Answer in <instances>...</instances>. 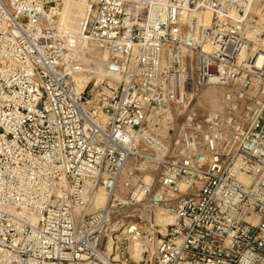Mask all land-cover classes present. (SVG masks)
<instances>
[{
    "label": "built area",
    "instance_id": "1",
    "mask_svg": "<svg viewBox=\"0 0 264 264\" xmlns=\"http://www.w3.org/2000/svg\"><path fill=\"white\" fill-rule=\"evenodd\" d=\"M257 3L0 0V264H264ZM212 87L224 107L204 112ZM126 171L129 203L170 225L117 218Z\"/></svg>",
    "mask_w": 264,
    "mask_h": 264
},
{
    "label": "bare ground",
    "instance_id": "2",
    "mask_svg": "<svg viewBox=\"0 0 264 264\" xmlns=\"http://www.w3.org/2000/svg\"><path fill=\"white\" fill-rule=\"evenodd\" d=\"M257 1H258V3L253 9V11H254L253 13L259 17V16H262V14L264 12V0H257ZM77 2H79V1H77ZM74 3H76V2H71V3L66 5L65 10H64V14H63V21L66 24H71V26L75 30H82V29H84V27L88 23V18H87L88 8L84 2H80V3H77L76 5H73L72 7H69L70 5H72ZM204 16H205L204 17L205 21L207 22V24H209L210 19H211L210 14L206 13ZM78 78L79 77H77V79H76V83H77L78 89L81 91L86 86V84H82V85L80 84L78 86V82H79ZM222 96H223V90L220 88H214V87L207 90V92H205V95H204V97H206L207 99L208 98L211 99L209 102V105H207V106L210 107L212 109V111H218V110L223 109L224 104L222 101ZM204 101H206V100H204ZM211 109H210V112H212ZM144 180H145V182L149 183L152 180V176L149 174H144ZM181 190L184 191V187H181ZM116 197L121 198V196L119 194H116ZM108 202H109V195L107 197V194L105 192L100 191L96 196V205H95L97 208L96 210L105 208L108 205ZM149 217L150 216H148V218ZM156 218H155V221H158V223H162V226H168L173 222V218H171L169 216V213L167 212L166 209H164V212L158 213L156 215ZM159 225H161V224H159ZM138 245H139L138 242H133L132 248L134 249Z\"/></svg>",
    "mask_w": 264,
    "mask_h": 264
},
{
    "label": "rangeland",
    "instance_id": "3",
    "mask_svg": "<svg viewBox=\"0 0 264 264\" xmlns=\"http://www.w3.org/2000/svg\"><path fill=\"white\" fill-rule=\"evenodd\" d=\"M77 3H80V1L70 5L69 7H72L73 5H76ZM78 79H79L78 86L80 84L81 85L86 84V82L89 80L88 77L85 78L83 76H79ZM209 89L210 88L202 89L199 93L200 96L204 97L205 92H207V90H209ZM210 100L211 99H209V98L206 101L201 99L200 101L197 102V105L204 112L210 111L211 108L207 106V105H209ZM211 111H212V109H211ZM141 170H142L141 172L144 173L145 171L153 170V168L151 167V165L145 164ZM146 174H149V173H146ZM149 175H151V174H149ZM151 176L154 177V174L152 173ZM142 179H143V177H142ZM123 180L126 181L128 184H130V186L126 187V188H121L118 192V194L121 196V198H117V201L115 202V204L121 203V206L117 208V210H118L117 218L118 219L122 220L125 224L131 223V222H136V221L140 222L141 220L143 222H148L150 219L154 221L156 218V215L158 213L164 212L165 208H163V207L150 208V206H148L147 203L138 204V205L130 204L129 199H128L129 195H130V188L137 183V178H131L130 175L128 174V171H126V173L123 176ZM107 197H108V195H107ZM94 209H97L96 206L94 207ZM148 216H150V217L148 218ZM156 222L158 223V221H156ZM158 224L162 225V223H158Z\"/></svg>",
    "mask_w": 264,
    "mask_h": 264
}]
</instances>
